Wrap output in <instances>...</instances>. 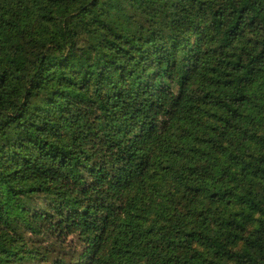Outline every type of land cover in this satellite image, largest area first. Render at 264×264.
Returning <instances> with one entry per match:
<instances>
[{"label":"trees","instance_id":"1","mask_svg":"<svg viewBox=\"0 0 264 264\" xmlns=\"http://www.w3.org/2000/svg\"><path fill=\"white\" fill-rule=\"evenodd\" d=\"M0 264H264V0H0Z\"/></svg>","mask_w":264,"mask_h":264}]
</instances>
